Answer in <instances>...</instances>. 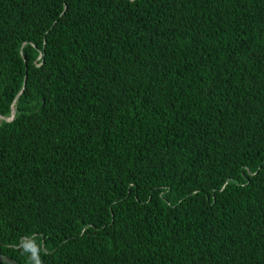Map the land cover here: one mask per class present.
<instances>
[{
    "label": "trees",
    "instance_id": "1",
    "mask_svg": "<svg viewBox=\"0 0 264 264\" xmlns=\"http://www.w3.org/2000/svg\"><path fill=\"white\" fill-rule=\"evenodd\" d=\"M12 108L14 264H264V0H0Z\"/></svg>",
    "mask_w": 264,
    "mask_h": 264
},
{
    "label": "clouds",
    "instance_id": "2",
    "mask_svg": "<svg viewBox=\"0 0 264 264\" xmlns=\"http://www.w3.org/2000/svg\"><path fill=\"white\" fill-rule=\"evenodd\" d=\"M19 250L27 256V264H43L42 255H49L48 248L37 243L35 234L25 236L19 241Z\"/></svg>",
    "mask_w": 264,
    "mask_h": 264
},
{
    "label": "water",
    "instance_id": "3",
    "mask_svg": "<svg viewBox=\"0 0 264 264\" xmlns=\"http://www.w3.org/2000/svg\"><path fill=\"white\" fill-rule=\"evenodd\" d=\"M24 86H25V83H23V88H24ZM14 114H15V110H14V108H12L10 116L8 118L0 116V120L5 121V122H10L14 119ZM0 263H2V264H14L7 257H5L4 255H1V254H0Z\"/></svg>",
    "mask_w": 264,
    "mask_h": 264
}]
</instances>
